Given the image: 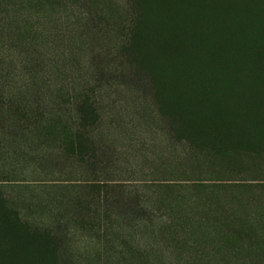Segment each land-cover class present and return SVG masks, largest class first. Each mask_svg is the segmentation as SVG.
<instances>
[{"label":"rangeland","instance_id":"374dc122","mask_svg":"<svg viewBox=\"0 0 264 264\" xmlns=\"http://www.w3.org/2000/svg\"><path fill=\"white\" fill-rule=\"evenodd\" d=\"M129 4L0 0V97L41 115L20 138L0 129V217L19 212L51 234L64 264H264V156L204 155L170 132L150 92L111 58ZM86 94L100 100L97 128L84 133L104 161L96 166L59 156Z\"/></svg>","mask_w":264,"mask_h":264},{"label":"trees","instance_id":"16d2710c","mask_svg":"<svg viewBox=\"0 0 264 264\" xmlns=\"http://www.w3.org/2000/svg\"><path fill=\"white\" fill-rule=\"evenodd\" d=\"M137 1L139 9L129 0L128 25L122 26L125 32L111 57L125 69L126 81L150 92L170 132L192 150L212 156L249 150L264 156V0H218L216 8L197 0ZM102 49L91 61L96 82L103 77L99 57L110 52ZM245 53L252 55V65ZM16 103L0 97V129L17 139L38 130L32 119L41 115L31 112L28 102ZM99 103L86 94L76 105L80 126L66 135L59 149L62 162L104 163L84 134L97 128ZM99 195L93 194L94 202ZM4 199L0 193V209ZM17 215L0 217V264H64L61 242L46 232L36 234Z\"/></svg>","mask_w":264,"mask_h":264}]
</instances>
